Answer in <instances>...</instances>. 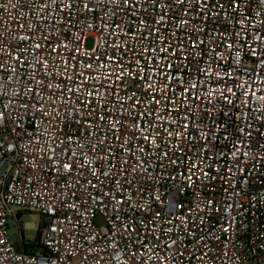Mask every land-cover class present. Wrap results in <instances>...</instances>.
I'll return each mask as SVG.
<instances>
[{
    "label": "built area",
    "instance_id": "2783aa9c",
    "mask_svg": "<svg viewBox=\"0 0 264 264\" xmlns=\"http://www.w3.org/2000/svg\"><path fill=\"white\" fill-rule=\"evenodd\" d=\"M262 97L264 0H0V264H264Z\"/></svg>",
    "mask_w": 264,
    "mask_h": 264
},
{
    "label": "rangeland",
    "instance_id": "374dc122",
    "mask_svg": "<svg viewBox=\"0 0 264 264\" xmlns=\"http://www.w3.org/2000/svg\"><path fill=\"white\" fill-rule=\"evenodd\" d=\"M93 45V39H89L87 41V46L88 47H92ZM21 221H22V225L24 228V239L26 241H30V242H35V240L37 239V228L39 226V220L37 217H34L32 213H27L26 215H23L21 217ZM27 224H31V225H35L37 228L34 229L32 227H28ZM9 232L12 236H16L17 240H20L19 237V231L17 228V224L14 220H10L9 221Z\"/></svg>",
    "mask_w": 264,
    "mask_h": 264
},
{
    "label": "crops",
    "instance_id": "0c3cea01",
    "mask_svg": "<svg viewBox=\"0 0 264 264\" xmlns=\"http://www.w3.org/2000/svg\"><path fill=\"white\" fill-rule=\"evenodd\" d=\"M27 213H32V212H23V213L21 214V217H22L23 215H26ZM32 214H33L34 217H37V218H38V220H39V224H40V220H41L40 216H39L38 214H35V213H32ZM21 217H20V219H21ZM27 226H28V227H32V228H34V229L37 228L35 225H31V224H27ZM23 229H24V228H23ZM28 242H30V241H28ZM35 248H36V247H35V245H34V242H30V244H27V246H26V249L29 250V251H33Z\"/></svg>",
    "mask_w": 264,
    "mask_h": 264
},
{
    "label": "snow or ice",
    "instance_id": "6c2138e0",
    "mask_svg": "<svg viewBox=\"0 0 264 264\" xmlns=\"http://www.w3.org/2000/svg\"><path fill=\"white\" fill-rule=\"evenodd\" d=\"M126 2H127V0H126ZM39 47V46H38ZM87 67H91V65H87ZM149 87H151V85H149ZM262 99H264V97H262ZM157 103H159V101H157ZM147 138V137H146ZM65 167H68L67 165H65Z\"/></svg>",
    "mask_w": 264,
    "mask_h": 264
}]
</instances>
